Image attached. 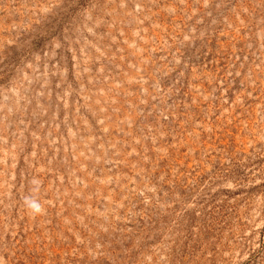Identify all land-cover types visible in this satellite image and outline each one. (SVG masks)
I'll return each mask as SVG.
<instances>
[{
  "label": "rangeland",
  "instance_id": "obj_1",
  "mask_svg": "<svg viewBox=\"0 0 264 264\" xmlns=\"http://www.w3.org/2000/svg\"><path fill=\"white\" fill-rule=\"evenodd\" d=\"M0 264H264V0H0Z\"/></svg>",
  "mask_w": 264,
  "mask_h": 264
},
{
  "label": "clouds",
  "instance_id": "obj_2",
  "mask_svg": "<svg viewBox=\"0 0 264 264\" xmlns=\"http://www.w3.org/2000/svg\"><path fill=\"white\" fill-rule=\"evenodd\" d=\"M26 204L33 211H35V212H39L40 211V206L34 200H31L30 198L26 199Z\"/></svg>",
  "mask_w": 264,
  "mask_h": 264
}]
</instances>
